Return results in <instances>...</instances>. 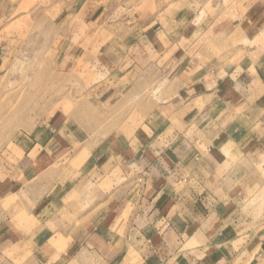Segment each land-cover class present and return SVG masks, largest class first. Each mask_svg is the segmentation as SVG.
I'll return each instance as SVG.
<instances>
[{
    "label": "crops",
    "instance_id": "1",
    "mask_svg": "<svg viewBox=\"0 0 264 264\" xmlns=\"http://www.w3.org/2000/svg\"><path fill=\"white\" fill-rule=\"evenodd\" d=\"M20 23L60 28L59 76L77 27L127 33L0 161V264H264V0H0Z\"/></svg>",
    "mask_w": 264,
    "mask_h": 264
},
{
    "label": "rangeland",
    "instance_id": "2",
    "mask_svg": "<svg viewBox=\"0 0 264 264\" xmlns=\"http://www.w3.org/2000/svg\"><path fill=\"white\" fill-rule=\"evenodd\" d=\"M37 13L36 10L29 12L30 16ZM45 17L50 21L53 20L52 13L47 11ZM59 29L55 26L31 27L21 23L8 28L0 27V54H11L8 59H0V161L9 170L19 162L20 158V153H16L18 148H12L13 154L8 152L11 151L8 149L9 145L15 146L18 143L19 147H24L31 144L27 139L24 141V132L35 130L37 122H41L44 118L48 119L57 112L69 113L71 108L68 98L65 97L68 96L67 89L71 78L77 83L78 97L87 93L85 84H99L104 77L102 68H106L104 66L109 62L100 58L101 54H107L108 48H112V52L116 53L118 49L116 36L123 37L127 33L124 27L96 26L92 28V36L89 37L92 44L87 46L84 43L85 28L77 27L73 37L78 47H82L80 54H85L87 51V54H93L94 58L74 60L76 73L73 76L67 74L59 76L53 73L60 67L57 55L63 45L60 42L63 37L59 41ZM66 39L68 43L69 38ZM121 50H123L122 46ZM113 61L117 63V60ZM39 70L44 71L45 74H38ZM43 86L44 90H38V87ZM59 98L62 99L61 102ZM38 100L44 102V106H38ZM77 108L84 111L86 109L80 106ZM102 125L99 122L93 123L92 134L99 136ZM53 173L47 172L44 178L47 179Z\"/></svg>",
    "mask_w": 264,
    "mask_h": 264
}]
</instances>
